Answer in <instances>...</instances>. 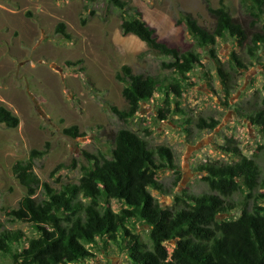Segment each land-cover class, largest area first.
<instances>
[{"label":"rangeland","instance_id":"374dc122","mask_svg":"<svg viewBox=\"0 0 264 264\" xmlns=\"http://www.w3.org/2000/svg\"><path fill=\"white\" fill-rule=\"evenodd\" d=\"M122 1L128 5L125 11L109 0H0V106L19 119L17 128L0 123V234H22L12 253L0 251V264H16L12 254L38 236L30 224L9 217L26 194L13 166L27 161L34 150L45 152L34 162L39 201L45 198V184L59 191L77 184L93 157L112 158L114 136L121 129L138 133L152 150L161 145L172 150L176 169L157 170L162 190H152L165 208L173 207L178 196L210 192L198 171L207 162H233L245 156L255 160L264 177V136L248 119L264 110V44L252 48L254 54L249 52L254 34L264 32V6L259 20L250 1ZM221 6L246 29L248 41L240 45L229 35L219 38L214 58L211 48H197L186 17L212 30L215 18L209 9ZM136 11L161 42L180 52L201 54L200 64L182 80L181 98L172 94L168 98L167 119L160 116L167 107L161 91L129 120L113 110L128 107L124 84L116 79L124 66L160 81L173 77L165 66L171 58L152 51L134 35L122 34L123 16H137ZM61 23L69 39L57 33ZM233 54L245 68L234 62ZM219 67L229 73L225 83ZM201 119L219 124L203 130L198 126ZM71 127L77 128L76 136L64 133ZM235 148L241 156L226 150ZM246 194L236 193L230 200L238 208L220 218L237 219L243 209L250 210L252 201ZM110 206L116 212L122 208L116 200ZM128 228L151 246L146 223L132 220ZM174 245L166 244L169 252ZM93 252L95 258L81 264H130L128 253L115 243L98 242Z\"/></svg>","mask_w":264,"mask_h":264},{"label":"trees","instance_id":"16d2710c","mask_svg":"<svg viewBox=\"0 0 264 264\" xmlns=\"http://www.w3.org/2000/svg\"><path fill=\"white\" fill-rule=\"evenodd\" d=\"M223 4L224 0H219ZM252 2V14L261 20L264 0ZM116 8L125 11L127 3L109 0ZM215 18L212 30L202 27L191 16L186 17L190 34L196 39L197 48H211L217 39L226 35L243 45L248 41L246 29L224 7L210 8ZM131 18L123 16V35H134L154 52L172 61L166 68L172 70L171 79L160 81L149 75L134 74L124 66L116 79L124 84L122 95L127 109L114 112L122 119L135 117L144 102L151 101L161 91L167 96V107L160 111L162 119L170 113V95L181 98L182 80L200 64L201 54L196 50L180 52L161 42L156 31L135 12ZM264 28V26H263ZM57 33L69 39L65 25L59 24ZM249 52L264 44V32L254 34ZM253 48V50H252ZM232 59L241 68L244 64L233 54ZM231 63V62H230ZM233 65V64H232ZM223 82L227 71L218 68ZM179 112V111H177ZM249 121L264 136V110L248 116ZM0 123L17 128L19 119L0 106ZM219 122L201 119L200 129L214 130ZM76 136L77 128L64 130ZM241 156L238 149H226ZM44 151H32L25 162H17L13 173L25 188L26 194L17 209L9 212L14 221L28 223L38 234L28 240L27 246L12 254L16 264H81L95 258L93 247L102 242L120 245L128 253L130 264H264V177L254 159L241 156L233 162H207L198 171L210 192L201 195L178 196L173 207L165 208L153 196L152 190L161 191L157 170L176 169L174 154L169 147L149 148L138 133L121 129L114 136L112 158L93 157L91 166L83 169L77 184H67L59 191L45 184V198L37 200L40 180L34 172L36 158ZM236 193H247L252 201L250 210L243 209L237 219H222L238 207L230 199ZM111 200L122 205L114 211ZM132 220L146 223L151 246L128 228ZM22 234H0V251L12 253L13 245H20ZM175 242L171 252L166 244Z\"/></svg>","mask_w":264,"mask_h":264}]
</instances>
